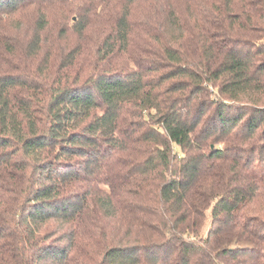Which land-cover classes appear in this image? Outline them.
I'll use <instances>...</instances> for the list:
<instances>
[{
	"label": "trees",
	"instance_id": "16d2710c",
	"mask_svg": "<svg viewBox=\"0 0 264 264\" xmlns=\"http://www.w3.org/2000/svg\"><path fill=\"white\" fill-rule=\"evenodd\" d=\"M0 264H264V0H0Z\"/></svg>",
	"mask_w": 264,
	"mask_h": 264
},
{
	"label": "rangeland",
	"instance_id": "374dc122",
	"mask_svg": "<svg viewBox=\"0 0 264 264\" xmlns=\"http://www.w3.org/2000/svg\"><path fill=\"white\" fill-rule=\"evenodd\" d=\"M76 17H73V21L72 22H74V19H75Z\"/></svg>",
	"mask_w": 264,
	"mask_h": 264
}]
</instances>
